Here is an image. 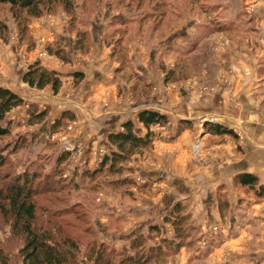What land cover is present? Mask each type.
I'll list each match as a JSON object with an SVG mask.
<instances>
[{
  "label": "rangeland",
  "instance_id": "rangeland-1",
  "mask_svg": "<svg viewBox=\"0 0 264 264\" xmlns=\"http://www.w3.org/2000/svg\"><path fill=\"white\" fill-rule=\"evenodd\" d=\"M259 1L264 2L70 0L66 7L61 2H55L45 5V10L39 17L30 18L21 35L8 7L0 5V19L8 27V31L0 36V70L6 71V78L11 79L6 84H2L4 81L0 79V86H18L21 79L17 80L16 69L23 68V73L27 64L40 61L41 58L56 57L60 64V69L56 71L61 73L62 86L59 95L47 99L54 102L59 101L57 98L68 100L73 93V87L81 81L76 80L73 72H81L83 78V72L79 69L82 58L88 62L106 53L120 62L123 82L131 80L133 84L134 90L130 89L131 96L128 94L129 104L133 100L132 96L134 99H140L152 91L156 92L153 89L160 84L178 97L184 93L202 97L227 93L219 87L225 88L235 83L234 90L230 89L229 92L231 104L238 108L241 99L250 94L251 97L254 96L255 104L248 113L258 115L260 106L255 94L261 95L264 91V30L259 25L261 16L258 17L255 11ZM74 44L81 50H73ZM48 46L61 47L68 60L64 61L49 54ZM9 53L10 56L6 57ZM232 77L235 78L234 83ZM128 96L122 95L125 101ZM24 100V104L6 115V121L10 122V134L0 138V154L4 155V163L0 166V185L8 176L22 172L24 166L30 167L32 172H37L39 177L34 181L33 187L37 186L39 190L36 196L39 220L45 223L47 216L53 212H70L56 216L52 221L61 220L67 223L68 226L64 230L74 235L73 238L79 246L75 264H93L94 250L101 243L118 252L122 249L125 252L130 251L128 242L134 233L128 232L132 228L135 233L141 231L145 234L147 245H154L161 236L170 238L173 235L171 226L165 222L161 223L165 210L158 214L159 219L153 217L137 223L142 214H151L148 210L153 212V205L146 203V200L137 203L138 199H142L137 198V195H148V185L151 184L147 179L133 176L135 168L132 163L136 155L140 156L141 164L144 160L151 164L156 163L154 159L162 163L153 147L159 139L158 131L160 132V128L165 127L168 122L149 127L152 134L151 143L129 158L123 164L124 170L121 173L101 170L95 176H90L89 173L97 168L111 147H101L93 139L87 138L86 134L80 133L76 115L69 110L66 111L72 113L74 118L64 119L61 126L52 130L54 121L65 110L56 111L51 105H47V102ZM30 103L40 111L47 109L45 120L41 123H27ZM248 116L247 114L245 119ZM239 119L243 121L242 117ZM188 120L193 123V127L189 129H194L197 136L204 132L203 123L209 121ZM178 122L176 132L186 129L184 126L180 128ZM224 125L231 128L235 134L234 137L230 136L235 152H242L245 137L237 125ZM28 133L37 136L38 140L27 142V145L21 141V146H17L14 151L10 146L14 143L18 145L20 135L29 136ZM221 137L224 138V135ZM218 138L216 153L221 149L223 141L220 136ZM65 140L76 147V150H65L62 144ZM193 143V161H207L211 156L208 151L210 148H206L208 145H201L197 141ZM196 144H200L197 150ZM252 148L254 150L256 147ZM63 151L69 153L68 160L62 164V169H55L57 175L49 178L50 181L45 184L41 181L42 174L55 167V157ZM252 157H256V154ZM251 159L257 161V158ZM29 162L32 163L28 165ZM141 166L147 169L146 164ZM163 166L167 173H171L169 166ZM256 176L259 183L262 181L260 184L264 185V175ZM232 184L235 196L240 198L234 203V208L228 210L230 203L218 189L217 194L222 196L217 197L219 219L202 228L195 224L190 215L189 222L194 229L191 231L188 245L181 247L176 253L162 254L150 264H264V206L261 209L258 207L264 199L256 197L247 187L240 186L235 178L232 179ZM137 204L143 206L144 212H135ZM185 204L190 211V204ZM254 204L256 205L253 206ZM259 211L261 214L257 215ZM149 224L162 226L159 234L148 233ZM122 232L124 235L119 241L109 236ZM244 237L247 242L243 241ZM221 238L229 239L231 243L236 241L238 244L231 248L228 241L221 242ZM20 243L21 241L10 233L8 218L0 212V245L9 252L10 264H20L16 256ZM113 262H117V259Z\"/></svg>",
  "mask_w": 264,
  "mask_h": 264
},
{
  "label": "crops",
  "instance_id": "crops-1",
  "mask_svg": "<svg viewBox=\"0 0 264 264\" xmlns=\"http://www.w3.org/2000/svg\"><path fill=\"white\" fill-rule=\"evenodd\" d=\"M255 11L258 13V17L261 16V21H258L264 30V19H262L264 17V2L259 1ZM58 35L60 36V34ZM10 54L6 57H9ZM40 61L47 68L60 69V64L56 57L41 58ZM81 61L82 64L79 69L83 72V78L73 87V93L68 100L57 98L59 101H55L56 103L52 99L48 100L47 98L50 99V97L60 94L59 92L54 94L49 86L43 89H34L20 81L18 86L4 85V87L17 92L22 98L31 102H47V105H51L56 111L57 109L71 111L76 115L79 132L86 134L87 138L93 139L101 147L106 146V148L111 147L106 140V134L109 131L120 130L123 121L131 120L137 134L143 135L146 133V128L137 118L139 110L151 109L167 116L168 123L165 127L160 128V132L158 131L160 133L158 135L159 139L157 138L158 140L155 141L153 147L162 163L156 159H154L156 163L153 164L148 160H142V164L147 165L146 169L141 166L139 155L132 159L135 168L133 176L147 179L151 184H147L150 186L147 189L149 191L148 195L141 193L137 195V198H142L138 199L137 203H143L146 200V203L149 202L153 205V212L148 210L151 214L147 213L144 216L142 214L141 219L137 223L142 221V219H153V217H158L159 219L160 216L158 214L166 210L172 202L182 200L190 204V213L195 224L203 228L205 225L211 222L214 223L219 219L217 197L220 195L217 194L218 189L224 194L223 198L230 203L228 210L232 207L234 208V203L240 199L235 196L232 184L235 174L252 173L258 176L264 175L258 172L261 152L255 145L264 140V91L261 95L255 94L257 96V104L260 106L258 115H250L248 113L249 109L255 104L254 96L251 97L250 94L241 99L239 105L237 104L238 108L236 105L231 104L229 92L230 89L234 90L235 78L233 77L231 78L234 83L232 84L233 86L219 87L220 90L225 89L228 94L222 92L196 97L192 94L184 93V95L178 97L174 93L171 94L168 88L160 84L156 89H153L156 92L152 91L140 99L136 97L134 99L132 96L131 99L133 100L129 104L130 89L132 91L134 87L131 80L123 82L122 70L119 67L120 62H117L115 57L112 58L105 53L104 55H98L92 61L87 62L83 58ZM22 71L23 68L16 69V72H18L17 80L20 79ZM6 73V71L0 70V79L4 81L2 84L11 81V79L8 80L6 78ZM236 85L238 88L240 87L238 84ZM30 90L32 91L30 92ZM123 94L126 96L130 94L126 101L122 97ZM247 114L249 115L247 117L248 120L245 119ZM205 117L206 119H204ZM239 117H242L243 121ZM181 119L202 120L203 122L209 120L230 126L237 125L236 127L245 137V146L242 144V152H235L232 137L224 135V138L220 136L223 141L220 145L221 149L217 150L218 152L216 153L218 136H211L205 132L197 136V132L189 128L176 132V123ZM194 141L199 142L201 145H208L206 148H210L208 151L211 152V156L207 161H193L194 158L191 152ZM208 142H212V144ZM251 146L256 148L253 150ZM253 154H256V157H252ZM251 158H257V161H253ZM164 164L169 166L171 173H167L165 166H163ZM260 183L263 182L260 181ZM263 203L258 205L259 209L264 206ZM254 209L256 208L254 207ZM135 212L138 214L139 212H144L143 206L137 204ZM260 214L261 212L259 211L257 215ZM132 229L128 233H135ZM246 232L250 234L248 230ZM246 232H243V234H246ZM122 235H124V232L121 234L113 233L109 236L113 240L117 239L119 241ZM220 240L221 242L228 241V246L230 245L229 247L231 248L238 244L236 241L231 243L229 239L225 238ZM243 241L247 242L245 237Z\"/></svg>",
  "mask_w": 264,
  "mask_h": 264
},
{
  "label": "trees",
  "instance_id": "trees-1",
  "mask_svg": "<svg viewBox=\"0 0 264 264\" xmlns=\"http://www.w3.org/2000/svg\"><path fill=\"white\" fill-rule=\"evenodd\" d=\"M68 1L70 0H0V5L8 7L16 22L18 33L21 35L25 31L28 20L39 17L45 10V5L61 2L66 7ZM7 31L6 23L0 19V36ZM72 49L81 50L76 44ZM47 50L49 54L56 55L64 61L68 60L61 47L48 46ZM73 76L77 81L82 79L81 72H73ZM20 79L31 88L43 89L49 86L54 94L58 93L62 86L61 73L44 67L39 60L28 64ZM24 103L25 100L18 93L0 86V138L10 134V122L6 121L7 113ZM28 113L27 123L38 124L45 120L47 109L40 111L30 103ZM73 118L74 115L65 110L54 121L51 129L55 130L61 126L64 119L72 120ZM137 118L147 129L146 133L144 135L137 134L131 120L123 121L120 130L109 131L106 134V139L111 148L104 154L97 168L89 173L90 176H95L101 170L121 173L124 170L123 164L142 147L151 143L152 134L149 127L164 125L168 122L165 114L151 109L139 110ZM178 124L180 128L183 126V128L193 127L192 121L188 119H181ZM203 131L211 136H235L227 125L210 121L204 122ZM20 136L18 145L14 143L10 146L14 151L17 146H21V141L26 144L38 140V137L32 133L29 136L26 134ZM68 157L69 153L66 151L58 154L55 157V167L57 168L54 167L42 174L41 181L43 180L46 184L50 181L49 178L57 175L54 172L55 169L56 171L62 169V164L68 160ZM3 160L4 155L0 154V166L3 165ZM31 163L29 162L28 165ZM86 172L88 173V171ZM38 177L37 172H32L30 167L24 166L22 172L8 176V179H5L4 183L0 185V212L8 218L11 235L21 241L17 247L16 256L19 258L20 264H75L79 246L74 240V235L72 236V233L64 230L68 226L67 223L61 220L52 221L56 216H63L70 212L61 214L53 212L47 216L45 223L39 220L36 205V196L39 190L37 186L33 187L34 181ZM234 178L240 186L247 187L253 191L256 197L264 199V185L259 183L255 174L240 173ZM185 203L182 200L174 201L162 215L161 223H168L173 229V235L170 238L161 236L154 245H147L145 234L140 231L131 236L128 242L130 250L128 252L123 249L118 252L101 243L94 250L93 264H150L162 254L176 253L181 247L188 245V239L194 229L189 222L191 214ZM57 218L62 219L61 217ZM161 227L158 224H149L147 231L159 234ZM114 259H117V262L114 263ZM10 261L9 252L0 245V264H10Z\"/></svg>",
  "mask_w": 264,
  "mask_h": 264
},
{
  "label": "water",
  "instance_id": "water-1",
  "mask_svg": "<svg viewBox=\"0 0 264 264\" xmlns=\"http://www.w3.org/2000/svg\"><path fill=\"white\" fill-rule=\"evenodd\" d=\"M255 145L261 152V162L258 166V172L264 174V140L256 143Z\"/></svg>",
  "mask_w": 264,
  "mask_h": 264
},
{
  "label": "built area",
  "instance_id": "built-area-1",
  "mask_svg": "<svg viewBox=\"0 0 264 264\" xmlns=\"http://www.w3.org/2000/svg\"><path fill=\"white\" fill-rule=\"evenodd\" d=\"M63 144V147L65 150H68V151H74L76 150V147H74L69 141L65 140L64 142H62ZM199 147V144H196L195 145V150H197V148ZM195 155V154H194Z\"/></svg>",
  "mask_w": 264,
  "mask_h": 264
}]
</instances>
